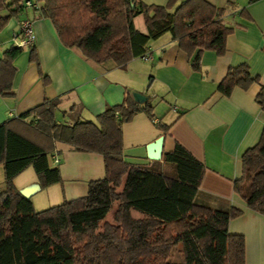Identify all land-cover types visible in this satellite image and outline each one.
<instances>
[{
  "label": "trees",
  "instance_id": "trees-1",
  "mask_svg": "<svg viewBox=\"0 0 264 264\" xmlns=\"http://www.w3.org/2000/svg\"><path fill=\"white\" fill-rule=\"evenodd\" d=\"M23 0H0V30L17 16ZM178 1V2H177ZM40 15L48 17L59 40L91 62L124 67L141 56L147 42L169 32L190 54L193 69L211 49L222 54L232 27L223 21L225 8L208 0H37ZM142 13L146 32L132 18ZM240 14L248 16L243 9ZM24 47L11 43L0 57V94L11 96L14 57ZM29 60L37 62L33 45ZM41 73V71L39 70ZM46 81V78L44 77ZM245 62L229 66L216 89L228 95L235 86L258 83ZM255 101L264 111V86ZM57 98H45L17 117L0 123V264H244V237L229 233L230 218L242 210L215 209L200 202L201 163L176 143L150 166H134L122 153L121 125L139 111L153 119V105L136 102L126 91L121 102L107 104L95 120L57 122ZM32 115L29 121L25 118ZM160 129L168 125L156 124ZM102 155L104 175L87 183L84 195L35 210L14 177L32 166L46 186L60 180L50 166L53 141ZM121 186V191L116 187ZM233 190L246 206L264 215V124L258 141L241 155V175ZM117 201L113 221L105 219ZM130 209L142 217L134 218ZM179 246L180 259H171Z\"/></svg>",
  "mask_w": 264,
  "mask_h": 264
},
{
  "label": "crops",
  "instance_id": "crops-1",
  "mask_svg": "<svg viewBox=\"0 0 264 264\" xmlns=\"http://www.w3.org/2000/svg\"><path fill=\"white\" fill-rule=\"evenodd\" d=\"M208 1L225 8L223 21L232 30L225 37L222 54L211 49L202 51L197 70L191 66L196 49L186 53L169 32L147 42L146 49L151 52L148 60L137 56L124 67L111 61L91 62L76 49L62 44L50 19L41 16L39 9L23 7L0 30V57L14 43L12 33L19 21L27 18L33 21L37 62L29 60L26 47L14 57V94H0V123L19 116L45 98H57V122L94 121L107 104L121 102L126 91L131 95L133 91L145 93L153 105V119L139 111L121 125L124 160L142 167L160 160L148 158L146 150L160 135L161 154L180 144L202 165L198 200L215 209H241L239 215L229 219L227 230L243 235L244 264H264V215L248 208L233 190V181L241 175V155L258 141L264 124V111L255 101L259 84L264 86V0ZM241 9L248 16L240 14ZM3 14L5 11L0 10ZM132 23L146 32L142 13H137ZM242 62L247 63L251 76L258 77V83L253 82L246 89L235 86L228 95L221 94L216 87L227 68ZM156 124L168 126L164 130ZM54 154L58 157L56 163L52 162ZM48 160L50 166L58 168L59 181L40 186L32 166L13 179L35 210L84 195L88 181L104 175L101 154L77 149L61 140L53 141ZM1 174L0 164V190ZM116 190L121 191V186ZM113 205L114 209L105 216L108 222H114L107 219L117 203ZM130 214L134 218L143 216L135 209H130Z\"/></svg>",
  "mask_w": 264,
  "mask_h": 264
},
{
  "label": "built area",
  "instance_id": "built-area-1",
  "mask_svg": "<svg viewBox=\"0 0 264 264\" xmlns=\"http://www.w3.org/2000/svg\"><path fill=\"white\" fill-rule=\"evenodd\" d=\"M23 7H34L38 8L37 0H23L22 1ZM12 40L14 44L26 48H30L35 41V33L33 29V21L31 19H21L18 23L17 30L12 33ZM140 57L143 59H150L151 52L150 50H146ZM58 161L57 155H53L52 162L56 163Z\"/></svg>",
  "mask_w": 264,
  "mask_h": 264
},
{
  "label": "water",
  "instance_id": "water-1",
  "mask_svg": "<svg viewBox=\"0 0 264 264\" xmlns=\"http://www.w3.org/2000/svg\"><path fill=\"white\" fill-rule=\"evenodd\" d=\"M150 81H151V78L149 77L147 83L149 84ZM132 97L138 103H143L147 100V95L143 92L133 91ZM161 142H162V136L160 135L153 142L149 143L146 146L148 158H150V159H159L160 158V156H161ZM22 193L25 195L24 192H22Z\"/></svg>",
  "mask_w": 264,
  "mask_h": 264
},
{
  "label": "rangeland",
  "instance_id": "rangeland-1",
  "mask_svg": "<svg viewBox=\"0 0 264 264\" xmlns=\"http://www.w3.org/2000/svg\"><path fill=\"white\" fill-rule=\"evenodd\" d=\"M149 79V78H148ZM148 81V80H147ZM1 176H2V182H3V174H1ZM1 178V177H0ZM117 203V201H115L113 204H116ZM114 207H115V205H113L112 206V210L114 209ZM111 210V211H112ZM113 213V212H112ZM112 213L110 212L109 213V215L107 216V219L109 220V221H112L113 220V215H112ZM114 214V213H113ZM171 259H180V250H179V246H175L173 249H172V252H171Z\"/></svg>",
  "mask_w": 264,
  "mask_h": 264
}]
</instances>
